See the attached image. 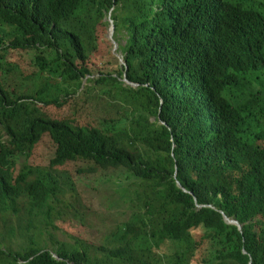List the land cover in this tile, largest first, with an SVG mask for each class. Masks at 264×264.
I'll use <instances>...</instances> for the list:
<instances>
[{
	"label": "trees",
	"instance_id": "trees-1",
	"mask_svg": "<svg viewBox=\"0 0 264 264\" xmlns=\"http://www.w3.org/2000/svg\"><path fill=\"white\" fill-rule=\"evenodd\" d=\"M109 16L137 88L117 56L94 69ZM45 137L54 158L34 167ZM79 164L129 216L99 256L31 238L64 185L84 210L59 170ZM0 210L27 233L0 264H264V0H0Z\"/></svg>",
	"mask_w": 264,
	"mask_h": 264
},
{
	"label": "rangeland",
	"instance_id": "rangeland-1",
	"mask_svg": "<svg viewBox=\"0 0 264 264\" xmlns=\"http://www.w3.org/2000/svg\"><path fill=\"white\" fill-rule=\"evenodd\" d=\"M108 31L104 39L102 53L94 68L97 73L102 70L109 71L118 65V62L113 59L115 56V46L112 47L109 44L112 41L109 40L110 30ZM120 40L122 45H125V35ZM119 54L122 56L121 53ZM23 63L24 65L28 64L27 58L23 59ZM119 65L122 67L121 62ZM28 70V72H32L33 68L28 67ZM66 110L69 111L70 109L67 108ZM96 113L98 116L101 115L100 107ZM69 116L84 122H91L94 118L93 114L88 110L84 112L83 105L81 104L78 108L73 109L72 114ZM55 149L50 138L45 137L42 143L37 146L32 159H29V163L34 167H50L55 155ZM25 161V157L21 156L18 163L20 162V165H22ZM80 169L79 164L69 165L59 170L69 172L74 181L78 182V192L82 197L84 210H82L78 199L71 192V189L67 185H64L62 187V195L58 194V198H61L62 203L55 206L56 211L54 212L51 224L47 226L46 234L42 237L43 229L39 228L36 234L32 233L31 238L37 241V246L41 245L43 241L45 247L51 251L59 248V245L63 243L75 246L80 242L83 244L81 246L92 248L93 254L99 256L101 253L94 251L95 249L92 246L102 247L107 245L106 239L110 233L127 221L129 216L124 215V207L121 203L120 194L113 190L111 180L106 175L100 173L96 176L83 177L78 173ZM80 180H84V182L79 183ZM28 202L29 200L27 199ZM84 214H87V218L85 217V221H81ZM91 215L94 216L90 218ZM20 226L21 222L15 217L13 212L4 213L0 210V244L8 247H17L23 243L25 239L24 235L27 233L20 232ZM11 227L17 229V232L14 233L15 235L10 234ZM26 242H29L28 239ZM167 253H169L168 246Z\"/></svg>",
	"mask_w": 264,
	"mask_h": 264
},
{
	"label": "water",
	"instance_id": "water-1",
	"mask_svg": "<svg viewBox=\"0 0 264 264\" xmlns=\"http://www.w3.org/2000/svg\"><path fill=\"white\" fill-rule=\"evenodd\" d=\"M106 22L109 23L110 25V34H109V40L112 41V43L114 44L115 46V49H114V55L117 56L120 60H121V64H122V67H125L126 68V74H125V77H124V80L123 82L128 85V86H131V87H134V88H137L138 85H135L133 83H131L129 80H128V72H129V67L127 65V63L125 62L124 60V57L123 56H120V54L118 53V50H119V46H118V43L115 41V32H116V27H114V22L110 19V16L109 18L106 20ZM177 177V176H176ZM178 186L183 189L182 185L178 182ZM186 193H188V191H186L185 189H183ZM200 209H202L203 207L199 206ZM224 217H225V220L226 222L231 225V226H236L239 228V230L242 232L243 231V226L238 222V221H234V220H231L229 219L225 214H224ZM244 254H246L244 252Z\"/></svg>",
	"mask_w": 264,
	"mask_h": 264
},
{
	"label": "clouds",
	"instance_id": "clouds-1",
	"mask_svg": "<svg viewBox=\"0 0 264 264\" xmlns=\"http://www.w3.org/2000/svg\"><path fill=\"white\" fill-rule=\"evenodd\" d=\"M111 19V18H110ZM110 28V27H109ZM119 51V50H118ZM123 56V55H122Z\"/></svg>",
	"mask_w": 264,
	"mask_h": 264
}]
</instances>
